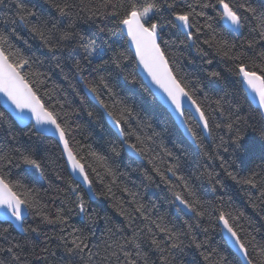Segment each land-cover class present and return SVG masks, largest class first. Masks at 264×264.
Instances as JSON below:
<instances>
[{"label":"snow or ice","instance_id":"obj_1","mask_svg":"<svg viewBox=\"0 0 264 264\" xmlns=\"http://www.w3.org/2000/svg\"><path fill=\"white\" fill-rule=\"evenodd\" d=\"M43 3L48 11H38L28 0H0V9L4 10L0 14V94L10 102L21 122L34 121L23 133L31 143L21 142L11 124L0 137V210L6 219L16 222L23 221L26 214L32 215L36 226L22 230L42 237L39 244L31 235L21 243L9 239V229L3 228L0 240L7 246L0 244V264H33L34 261L39 264H264V235L258 238L261 229L254 227L251 217L230 202L225 204L222 197L219 202L205 199L196 186L197 181L207 183L216 193L226 189L225 178L231 180L244 191L249 206L259 210L264 219V163L249 167L253 157L243 148L242 141L247 129L255 130V126L242 115V106L236 99L239 93L249 107L256 104L261 117L259 134L264 140V6L258 8L250 0H43ZM81 24L87 25L88 30L82 29ZM23 31L50 54L54 68L68 81L81 104L85 97L72 83L77 78L86 94L103 109L117 133V141L110 142L109 151L119 157L127 148L132 155L148 157L151 171L167 185L177 210L182 216L191 214L188 220L180 226H170L171 222L164 216L153 218L137 193L127 187L123 192L136 205L132 212L115 198L117 170L109 163V156L91 146L86 152L78 146L70 122V116L78 114V110L66 111L65 103L50 93L45 95L54 103L42 97L48 77L33 69L34 60L15 43L23 40L31 47L21 35ZM185 51L189 54L194 51L199 57L200 71L208 84L225 83V73L233 78L236 87L231 103L225 99L229 95L227 91L211 105L205 106L198 100L197 92H204L201 78L194 82L180 71V60L187 59ZM129 61L147 74L197 147L203 143L201 132L212 135L213 128H226L228 140L220 136L217 148L230 153L231 159L219 152L216 156L205 153L213 162L219 159V165L209 164L188 177L179 174L180 158L164 149V155L172 162L161 170L150 155L151 137L131 128L132 110L123 102L109 103L104 99L106 94L109 99L113 96L107 75L113 70L123 73ZM217 61L223 65V71L211 67ZM85 71L88 75H84ZM124 78L137 83L133 75ZM186 101L198 116L195 128L187 126ZM87 115L90 119L97 118L92 110H87ZM5 122V113L0 112V129L5 127ZM49 135L56 139L57 146H62L65 163L60 167L70 169L67 180L53 169L59 184L53 181L48 165L38 155V144ZM260 159L264 161V154ZM217 167L222 171H217ZM37 174L40 180L48 181L49 191L53 193L47 202H42L40 192L25 182ZM93 175L96 180L92 179ZM143 177L149 184L156 182L148 171ZM173 177L179 183H173ZM96 183L103 187L95 188ZM101 197L111 200L116 215L124 218L123 224L92 207V201ZM133 212L138 215L134 216ZM137 220L142 223L138 224ZM204 220L220 226L226 236L223 249L209 244V228L203 226ZM101 221L104 229L97 241L95 229ZM42 225L52 226L51 230ZM200 233L206 238L199 239ZM190 248L195 249L200 259L185 260L186 249Z\"/></svg>","mask_w":264,"mask_h":264},{"label":"trees","instance_id":"obj_2","mask_svg":"<svg viewBox=\"0 0 264 264\" xmlns=\"http://www.w3.org/2000/svg\"><path fill=\"white\" fill-rule=\"evenodd\" d=\"M28 2L34 4L38 11H48L47 5L43 3V0H28ZM250 2L258 8L264 6V0H250ZM3 11L4 10L0 9V14H2ZM80 27L84 30H88L87 25L81 24ZM21 35L24 39L29 41L31 47L29 48L25 45L23 40L15 41V43L24 51L26 56L34 60V70L47 74V89H42V97L48 101V97L45 93H50L62 103H65L66 111L71 112L72 109L78 110V114L70 116V122L74 130L73 134L79 142L78 146L83 148L85 152L88 150V146H91L93 150L109 156V163L117 170L118 176L117 187H114L113 189L115 198L120 200L129 212H132L136 205L132 203V197L128 193L123 192V188L127 187L131 192L137 193V198L141 203L147 206L153 218L159 219V217L164 216L171 222L170 226L171 224L180 226L185 220H188L191 214L182 216L177 210V204L173 203V197L168 190L167 185L160 182V179L155 175V172L151 171L152 164H149L148 157L141 158V160L138 161L131 157L126 152L125 148L121 151L119 157L114 156L109 151L110 142L117 141L116 129L113 127L112 122L108 119L103 109H100L99 105H97L96 102L86 94L82 82L78 83L79 78L73 80L72 83L77 85L80 95L85 97L83 104H81L80 99L68 86V81L63 78V75L58 69L54 68L55 62L50 58V54L40 46L38 41L30 39L27 31H23ZM184 56L187 57V59L180 60V71L194 82L197 78H201L204 87V92H197L196 94L198 100L203 101L205 106L211 105L217 98L224 97L225 92L227 91L229 95L225 97V99L229 103L232 102V93L235 92L236 87L232 84V77L227 76V73H225V83L228 85L227 88H225V83L210 85L205 79H203L204 74L200 71L201 65L199 63V57L196 56L195 52L193 51L189 54L185 51ZM105 58L107 59V57ZM188 60H193L194 63H188ZM203 67L207 68L208 66L204 65ZM211 67L223 71V65L218 61ZM66 71H68L67 67ZM129 74L136 77L137 83L133 84L130 80L124 78L125 75ZM84 75H88L87 71H85ZM89 79H91V77H89ZM107 80L112 87L113 96L109 99V96L106 94L104 99L109 103L114 101L123 102L124 105H127V107L132 110L134 119L131 121V128L139 131L143 136L151 137V140L148 141L151 147L150 155L155 158L154 162L161 168V170L172 162L170 157L164 155V149H167L180 158L181 169L179 174L188 177H190L191 173L198 172L209 164L219 165V159H216L213 162L207 158L205 153H210L212 156H216L219 152L221 156H224L229 160L231 159L230 153H225L222 148H217V145L220 144V136H224L225 141L228 140L229 133L227 132V129L213 128L212 135H204L201 132V138L203 141L201 147H197L196 143L193 141H188L183 137L165 107L154 97L145 85L139 76L136 64L133 61H129V67H127L123 73L119 72V70H113L107 75ZM54 86L58 87L54 90ZM206 96L208 99H205ZM236 99L242 106V115L247 116L255 126V130L252 128L247 129L245 133L246 138L242 141L243 148L247 149L248 155L253 157L252 164H250L249 167H254L264 163V161L260 159V156L264 154V140H261L259 134L261 117L257 114L256 107L253 104L249 107V104L244 100L242 95L237 93ZM48 102L54 103V100ZM87 110H92L97 113V118L90 119L87 115ZM208 110L211 111L210 108ZM0 112H4L6 117L5 127L0 129V137L5 135L8 124H11L12 130L18 135L21 142H32L23 134L28 130V126L19 127L1 106ZM77 125L79 126L78 128ZM187 126L193 128L196 127V121L190 113L189 124ZM197 131H200V129H197ZM33 139L35 140V137ZM132 142H134V138ZM241 154H244L243 150ZM38 155L41 156L46 165H48L49 175L55 183L59 184L60 182L55 181V172L53 169L61 172L64 178L66 180L68 179L69 173L67 168L60 167L65 161L64 158L61 157V150L54 139L49 137L40 142L38 144ZM161 158L163 162H161ZM237 167H239V165H237ZM216 170L222 171L218 167ZM101 171L103 170L101 169ZM145 171H148L154 177V180L156 181L155 183L149 184L148 181L144 180L143 173ZM15 172L16 170H13V175H15ZM121 173L123 175H121ZM92 179L96 180V177L93 175ZM172 180L173 183H179L176 181L175 177H173ZM25 182L30 188L36 189L40 192L42 202H47L49 197L53 195V193L49 191L48 181L40 180L38 174L35 177L26 179ZM224 182L227 185L226 189H219L216 193L211 191V187L207 183L197 181L196 186L205 199L209 201L216 200L219 202L222 197L225 204L230 202L235 208L245 211L246 215L251 217L254 227L261 229L260 233L257 234L258 238L261 235H264V219H261L259 210L254 211L249 206L247 197L239 185L234 184L231 180L226 178ZM94 187L101 189L103 186L96 183ZM177 191H179V188ZM229 198L231 199L229 200ZM92 207L100 212L101 215H110L114 222L118 224L124 223V218L116 215L111 207V200L101 197L92 201ZM133 215L137 216L138 214L133 212ZM74 222L78 223V219H74ZM136 222L138 224L142 223L141 220H137ZM30 226H36V218L27 214V217L21 223V227L28 228ZM203 226L209 228V232L207 233L209 244L223 249L224 239H222L220 227L215 223L209 224L207 220L203 221ZM41 227L46 230H51L52 226L42 225ZM3 228L9 229V239L14 238L21 243H23L24 239L29 237V235H31V238L37 244H39L42 239V237H36L34 233L29 234L23 230L22 232H19L11 223L0 221V230ZM103 229L104 223L101 221L95 229V239L97 241H99L102 236ZM205 238V234H199V239L203 240ZM0 244L5 247L7 246L2 240H0ZM53 249H55V245H53ZM186 253V261H191L194 258L200 259L195 249H186ZM33 264H39V262L34 261Z\"/></svg>","mask_w":264,"mask_h":264},{"label":"water","instance_id":"obj_3","mask_svg":"<svg viewBox=\"0 0 264 264\" xmlns=\"http://www.w3.org/2000/svg\"><path fill=\"white\" fill-rule=\"evenodd\" d=\"M133 54H134V50H133ZM137 72L139 74V76L141 77V79L143 80V82L145 83V85L148 87V89L151 91V93L154 95V97L165 107V109L168 111V113L170 114V116L172 117L173 121L175 122L176 126L178 127L179 131L181 132V134L183 135L184 138H186L188 141L192 142V138L191 135L186 131V126L184 124L181 123L180 119L176 116V114H174L172 112V109L169 107V105L164 101V99L162 98V93L159 92V90L151 84L150 82V78L147 77V74L145 72H143L142 69H140L137 65ZM89 96V95H88ZM91 98V96H89ZM251 99V97L249 96V100ZM255 107L256 104L252 103ZM0 106L10 115V117L13 119V121L19 126V127H26L29 126L30 123H34V121H23L21 122L18 118H17V113L14 110V108L11 106L10 102L7 101V98L4 97L2 94H0ZM185 108L188 109V112L192 115V117L194 118V120L197 123L198 120V116L195 112V109L193 107H191L190 102H185ZM204 135H207V133L202 132ZM50 138L54 139L56 141L55 138H53L51 135H49ZM60 150L62 148V146H59ZM126 152L133 157L134 159L140 161L141 158L132 155L127 148H125ZM65 161V158H64ZM68 173H70V169H67ZM85 191H87L86 187L84 189ZM177 204V203H176ZM27 217V214L25 215V218ZM24 218V219H25ZM0 221L1 222H9L11 223L19 232H22V227H21V222H16L13 219H6L5 216L3 215V211L0 210ZM220 227V226H219ZM221 235L223 237V239H226V236L223 232H221Z\"/></svg>","mask_w":264,"mask_h":264}]
</instances>
